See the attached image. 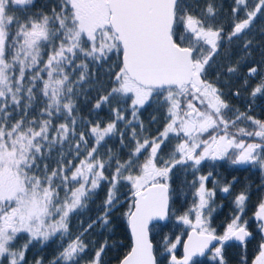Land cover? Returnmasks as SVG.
<instances>
[{"label":"snow or ice","instance_id":"6c2138e0","mask_svg":"<svg viewBox=\"0 0 264 264\" xmlns=\"http://www.w3.org/2000/svg\"><path fill=\"white\" fill-rule=\"evenodd\" d=\"M257 100L264 0H0V264H264Z\"/></svg>","mask_w":264,"mask_h":264},{"label":"trees","instance_id":"16d2710c","mask_svg":"<svg viewBox=\"0 0 264 264\" xmlns=\"http://www.w3.org/2000/svg\"><path fill=\"white\" fill-rule=\"evenodd\" d=\"M40 2L42 3L43 0H40ZM219 2L224 3L225 7H227V4L230 3V0H219ZM255 58L259 59V55L257 54ZM229 100H230V103L234 107H238L241 111L246 110V103H245L244 98L229 97ZM257 104L259 105V107L255 108V111L253 114L256 115L260 119H264V112L261 111V108H264V100H257ZM151 111L152 109H149L148 112L144 113V118L146 120L148 119L149 113ZM207 170L208 169L205 168V171ZM217 171L219 174L227 177L228 179H232V177H236L240 181V183L236 185V190H239L241 185H245V184L251 185V190L253 192V195L248 205V209H247L248 215L246 218L251 217L252 213L255 211V204L257 203L258 198L261 195V193L256 191L257 186L260 185L261 183V173L258 170H254V169H249L247 171L231 170L227 164H225L223 168H218ZM177 188H179V181H177ZM100 196L102 198L103 193H101ZM188 199L190 202L191 201L190 194H189ZM230 199H231L230 197L225 199L223 197V194L218 192L217 198H216V204H215V206L217 207V211L214 214V221H213L214 227H218L226 223L227 217L231 211V206L229 204ZM181 203H182V200L177 201V206L179 207ZM221 205H223V207H221ZM121 211H123V209H121ZM114 216L119 217L120 212L115 213ZM113 226L115 227V231L112 234L111 239H109L108 243L112 245L113 242H116L117 244L122 243L123 245L127 246L130 243V237L127 232L126 222L123 219H114ZM177 232H179V229H177ZM105 235H107L106 232H105ZM96 239L102 240L103 237L97 236ZM55 246H56L55 243L51 244V246L48 248H45V250L41 252L40 255L50 258L52 251L55 249ZM254 248H255V242H253V244L249 246L250 259H251V255L254 254ZM126 250H127L126 247H121L119 249L111 248L108 251L107 256L105 257V260L108 262V264H117L116 258L122 256ZM36 252H37V249H32V251L28 253L29 261L32 260V257L36 254ZM181 254H182V248L180 249L178 255H181ZM227 258L229 260V264H235L236 257L234 254V250H229L227 254Z\"/></svg>","mask_w":264,"mask_h":264},{"label":"water","instance_id":"95a60500","mask_svg":"<svg viewBox=\"0 0 264 264\" xmlns=\"http://www.w3.org/2000/svg\"><path fill=\"white\" fill-rule=\"evenodd\" d=\"M186 238V237H185ZM182 255V254H181Z\"/></svg>","mask_w":264,"mask_h":264}]
</instances>
